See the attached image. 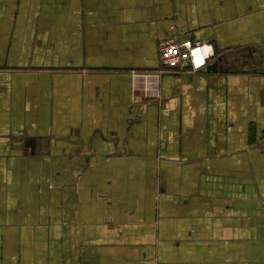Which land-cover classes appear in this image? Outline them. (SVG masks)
Segmentation results:
<instances>
[{"label":"crops","instance_id":"1","mask_svg":"<svg viewBox=\"0 0 264 264\" xmlns=\"http://www.w3.org/2000/svg\"><path fill=\"white\" fill-rule=\"evenodd\" d=\"M0 264H264V0H0Z\"/></svg>","mask_w":264,"mask_h":264},{"label":"built area","instance_id":"2","mask_svg":"<svg viewBox=\"0 0 264 264\" xmlns=\"http://www.w3.org/2000/svg\"><path fill=\"white\" fill-rule=\"evenodd\" d=\"M214 47L209 42L192 40H167L159 44V60L169 70L204 69L214 57Z\"/></svg>","mask_w":264,"mask_h":264}]
</instances>
